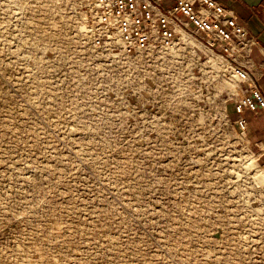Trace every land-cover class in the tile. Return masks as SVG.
I'll list each match as a JSON object with an SVG mask.
<instances>
[{
	"label": "rangeland",
	"instance_id": "rangeland-1",
	"mask_svg": "<svg viewBox=\"0 0 264 264\" xmlns=\"http://www.w3.org/2000/svg\"><path fill=\"white\" fill-rule=\"evenodd\" d=\"M80 4L0 0V264H264V154L234 126L237 83L180 88L166 123L104 115L123 109L62 25Z\"/></svg>",
	"mask_w": 264,
	"mask_h": 264
},
{
	"label": "built area",
	"instance_id": "built-area-1",
	"mask_svg": "<svg viewBox=\"0 0 264 264\" xmlns=\"http://www.w3.org/2000/svg\"><path fill=\"white\" fill-rule=\"evenodd\" d=\"M78 1L79 10L62 25L72 19L69 38L86 58L100 104L123 109L104 115H134L140 124L166 123L174 110L187 107L180 88L207 89L209 80L222 85L227 76L239 87L232 112L242 138L247 114L264 115V95L242 65L257 39L217 1L175 0L167 8L161 0ZM259 148L260 156L264 143ZM249 161L248 166L255 162ZM249 246L255 248L254 241Z\"/></svg>",
	"mask_w": 264,
	"mask_h": 264
},
{
	"label": "crops",
	"instance_id": "crops-1",
	"mask_svg": "<svg viewBox=\"0 0 264 264\" xmlns=\"http://www.w3.org/2000/svg\"><path fill=\"white\" fill-rule=\"evenodd\" d=\"M175 0H161L165 8L172 6ZM236 15L239 22L247 28L250 35L257 39L251 46L242 65L252 73L264 95V0H215ZM248 137L261 146L264 142V115L247 114Z\"/></svg>",
	"mask_w": 264,
	"mask_h": 264
}]
</instances>
